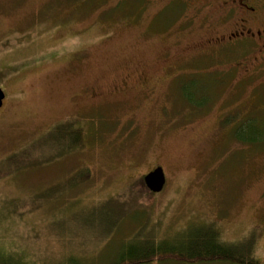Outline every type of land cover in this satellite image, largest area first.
<instances>
[{
  "label": "rangeland",
  "instance_id": "rangeland-1",
  "mask_svg": "<svg viewBox=\"0 0 264 264\" xmlns=\"http://www.w3.org/2000/svg\"><path fill=\"white\" fill-rule=\"evenodd\" d=\"M183 15L196 34H178ZM203 16L179 0H0V264H110L210 225L255 239L264 264V59L202 45ZM60 125L83 144L55 155ZM156 167L166 186L146 200Z\"/></svg>",
  "mask_w": 264,
  "mask_h": 264
},
{
  "label": "trees",
  "instance_id": "trees-1",
  "mask_svg": "<svg viewBox=\"0 0 264 264\" xmlns=\"http://www.w3.org/2000/svg\"><path fill=\"white\" fill-rule=\"evenodd\" d=\"M65 127L67 126L60 125L53 130L55 138L61 134L66 139L63 144L55 142L54 146H58L55 155L63 154L62 152L68 148L69 150L71 148L75 149L83 144L82 129L66 131L67 128ZM257 130L259 129L254 126L253 133ZM243 137L245 138V136L238 133L237 138L244 139ZM260 137L262 138L263 136H256L254 133L251 138L245 139H250L251 143H256V141L261 139ZM50 150L54 149L49 147ZM87 175L88 173H86V176L83 174L76 181L77 185L83 183L82 180L86 179ZM142 185L148 192L146 200L154 198L155 194L146 188L143 180ZM254 240L250 237L240 242L226 243L215 225H210L204 228L203 231L196 233L184 244L168 243V241L155 243L153 241L138 245L128 242L124 245L123 253L119 258L110 264H152L156 262L159 264H263L256 258Z\"/></svg>",
  "mask_w": 264,
  "mask_h": 264
},
{
  "label": "flooded vegetation",
  "instance_id": "flooded-vegetation-1",
  "mask_svg": "<svg viewBox=\"0 0 264 264\" xmlns=\"http://www.w3.org/2000/svg\"><path fill=\"white\" fill-rule=\"evenodd\" d=\"M179 3L184 5L186 11L188 8L192 9L195 15L209 14L208 17L203 16V20L200 17L201 31L197 32L199 33L197 36L201 38L202 45L232 48L235 46L246 52L253 51L259 56L254 58L257 62L253 65L264 59V0H179ZM214 14L217 18L211 20L210 17ZM185 17L184 29L182 28L183 31H179L178 34H196L193 32L192 21L189 19L191 22H186ZM123 85H126V81H123ZM87 91L94 97L101 96L98 93H103V89L95 87ZM112 92L119 94L124 90L114 87Z\"/></svg>",
  "mask_w": 264,
  "mask_h": 264
},
{
  "label": "water",
  "instance_id": "water-1",
  "mask_svg": "<svg viewBox=\"0 0 264 264\" xmlns=\"http://www.w3.org/2000/svg\"><path fill=\"white\" fill-rule=\"evenodd\" d=\"M6 95L0 88V109L3 108ZM146 188L153 194L160 193L166 186V176L162 167H156L143 177Z\"/></svg>",
  "mask_w": 264,
  "mask_h": 264
}]
</instances>
